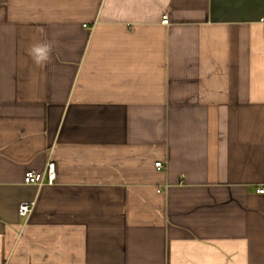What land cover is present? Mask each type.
Listing matches in <instances>:
<instances>
[{
  "label": "crops",
  "instance_id": "crops-1",
  "mask_svg": "<svg viewBox=\"0 0 264 264\" xmlns=\"http://www.w3.org/2000/svg\"><path fill=\"white\" fill-rule=\"evenodd\" d=\"M263 17L0 0V264H264ZM50 161L53 185L24 184Z\"/></svg>",
  "mask_w": 264,
  "mask_h": 264
},
{
  "label": "built area",
  "instance_id": "built-area-1",
  "mask_svg": "<svg viewBox=\"0 0 264 264\" xmlns=\"http://www.w3.org/2000/svg\"><path fill=\"white\" fill-rule=\"evenodd\" d=\"M163 24H168V17L165 15L163 17ZM262 22L264 23V17L262 18ZM156 167L158 169H162L163 162H157ZM56 165L54 162L50 161L47 164L46 171L44 173H38L34 171H28L24 175V184L25 185H35L38 187H43L44 185H53L56 181ZM259 194H264V188L258 189ZM35 202H22L19 205L18 213L22 218H29L32 215L35 209Z\"/></svg>",
  "mask_w": 264,
  "mask_h": 264
},
{
  "label": "clouds",
  "instance_id": "clouds-1",
  "mask_svg": "<svg viewBox=\"0 0 264 264\" xmlns=\"http://www.w3.org/2000/svg\"><path fill=\"white\" fill-rule=\"evenodd\" d=\"M50 51L48 44H36L29 49V54L37 64H40L49 59Z\"/></svg>",
  "mask_w": 264,
  "mask_h": 264
}]
</instances>
